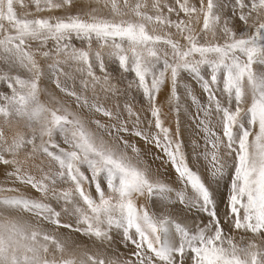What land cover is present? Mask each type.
<instances>
[{"label":"snow or ice","instance_id":"1","mask_svg":"<svg viewBox=\"0 0 264 264\" xmlns=\"http://www.w3.org/2000/svg\"><path fill=\"white\" fill-rule=\"evenodd\" d=\"M32 3L21 12L24 0H0V165L39 194L0 185V264H264V0ZM106 59L134 75L147 127L140 110L121 105L127 90L112 83ZM185 73L207 96L183 85L203 133L191 163L179 121ZM168 85L175 130L158 102ZM138 139L156 150L151 163ZM157 160L179 186L153 170ZM177 204L197 218L174 217Z\"/></svg>","mask_w":264,"mask_h":264},{"label":"rangeland","instance_id":"2","mask_svg":"<svg viewBox=\"0 0 264 264\" xmlns=\"http://www.w3.org/2000/svg\"><path fill=\"white\" fill-rule=\"evenodd\" d=\"M80 3H87V0H79ZM24 3L28 5L26 8H20L19 5L17 6V11H34V4L32 3V0H24ZM46 14V13H41ZM53 14H61L59 11H56ZM72 43L76 47H86L85 44H82V42L78 39H73ZM52 45L50 44L49 47ZM95 43L93 44V50H96ZM107 74L111 77L112 83L116 85L118 88L121 89V92L127 90V96L122 97L120 99L121 105H123L125 99L128 103L133 105L134 110H140V115L143 121L142 126L147 127V121L151 119L150 113L148 111L147 101L142 97L140 91L136 89L134 81V75L130 72H124L122 69H120L118 63L113 62L111 60L106 59L105 60ZM256 67L257 71L261 70L258 66ZM97 75H100L99 69L97 67L96 69ZM183 79L181 81V86L178 88V93L180 94V101L179 104L181 106V112L179 114V121H180V130H181V138L185 141L186 145V153L189 156L190 163L193 160V154H192V145L193 141L199 140L200 148L199 150H203V133L196 127L197 121L193 118L196 114V106L192 103V96H190L183 85L185 84H191L192 93L199 98L201 102H206L207 96L206 94L200 89V86L194 82L189 76V74H183ZM77 85H79V80H77ZM132 84V88L128 89V85ZM69 84H71V81H69ZM47 86L50 88V90H54L55 94L60 97L61 99H64L66 103L69 102L68 98L64 96L63 93H61L58 89H55L54 83L52 81H47ZM170 90V85L166 86L164 89H162L161 94L158 96V102L162 105V111L164 113V116L162 117L165 121L166 127H171L173 130L176 128V122H177V114L172 111L168 99H167V92ZM4 91H6V85L3 83H0V94H2ZM73 107L75 105L73 104ZM86 112V110H85ZM94 118H99L101 120H104L105 118L102 116H96ZM90 127L93 128L95 131V125L90 124ZM153 131L155 129L153 128ZM57 139L60 141L61 146L66 147V145H63V141L57 137ZM137 143L141 149H143L145 152L148 153L146 159L149 163H151V157L152 155L157 154L156 150L154 148H151L150 145L146 146L142 140H137ZM153 170L156 169L160 170V174L162 178L165 180V182L169 183L173 187L179 186V181L177 179V176L174 172V170L171 168L170 165L164 164L163 167H161V162L157 160L153 165ZM207 166V161H204L203 158H201L200 162V171L203 172L204 167ZM5 169L2 165H0V185L8 186V187H19L21 192L27 195L31 196H38L39 194L36 193L34 190L30 188H24L20 185H13L11 181L7 179L5 176ZM226 195V188L224 185H221L218 190H216V199L219 203V207L221 210L224 208V204L221 200V196ZM139 203H147L150 210L156 211L158 205L152 201H144L140 200ZM182 205H176L175 207H172L171 205L168 208V211L172 213L174 217H178L180 220H185L188 223H191L193 219H196L195 212H187V210H182ZM62 235L68 236L71 235V239L78 240L80 242H86V238L80 236L78 233L69 234V232L65 229L59 230ZM241 234L237 233V239H239V236ZM114 248H116L120 252H124L125 249L120 247L119 245H114ZM95 248V246H93Z\"/></svg>","mask_w":264,"mask_h":264}]
</instances>
